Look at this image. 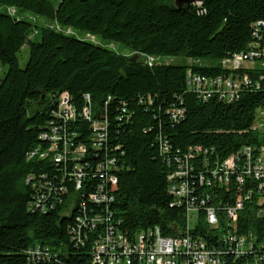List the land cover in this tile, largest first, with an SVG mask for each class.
Segmentation results:
<instances>
[{
    "label": "trees",
    "instance_id": "16d2710c",
    "mask_svg": "<svg viewBox=\"0 0 264 264\" xmlns=\"http://www.w3.org/2000/svg\"><path fill=\"white\" fill-rule=\"evenodd\" d=\"M263 18L264 0H205L183 8L175 0H0V61L7 66L0 79V264H93L106 223L81 226L79 219L102 210L130 236L155 227L178 236L185 214L172 204L168 156L201 145L211 161H222L262 141L253 126L264 107L263 89L244 85L234 101L205 100L190 90L189 68L209 77L230 74L220 60L251 50L254 24ZM87 34L102 43L80 36ZM111 43L145 56L206 62L150 65ZM26 44L22 67L18 53ZM248 73L253 82L259 78ZM64 93L76 116L60 132L58 150L81 144L85 152L57 163L54 141L42 134L63 124L57 112ZM178 108L183 115L172 117ZM89 112L91 119L84 115ZM96 134L106 138L95 144ZM107 158L116 159L113 180L99 172ZM78 166L84 178L76 189ZM104 181L113 199L98 205L89 197ZM255 212L247 203L239 225L261 241L264 215ZM197 224L209 229L203 218ZM37 246L49 254L32 257L29 250ZM241 262L227 255L222 264Z\"/></svg>",
    "mask_w": 264,
    "mask_h": 264
},
{
    "label": "built area",
    "instance_id": "2783aa9c",
    "mask_svg": "<svg viewBox=\"0 0 264 264\" xmlns=\"http://www.w3.org/2000/svg\"><path fill=\"white\" fill-rule=\"evenodd\" d=\"M56 28L73 33L59 25ZM254 36L256 40L251 50L220 60L222 68L231 71L227 76H205L194 72L191 66L188 72L190 90L205 100L215 96L227 101L237 99L244 85L264 91V18L254 24ZM147 63L152 65L154 62ZM192 64H201V60H193ZM239 71L243 73L239 74ZM248 71L259 72V78L253 82ZM183 112L180 108L171 109L174 118L182 116ZM84 115L91 119L90 112ZM57 116L63 124L53 125L49 133L42 134V138L54 141L50 150L54 152V160L61 163L69 158L76 159L84 154L85 148L80 144L74 149L64 147L58 150L56 140L61 139L60 132L65 131L67 121L76 116L67 93L61 96ZM253 129L262 133L260 145L244 146L241 153H233L222 161H211L208 148L201 145L183 154L168 156L174 165L168 176L172 204L183 208L185 214V226L178 236H164L159 227L130 236L112 224L113 213L107 210L80 218L81 226L106 223L101 239L94 244L93 264H222L227 255L242 259L241 264H264V229L259 241L255 232L242 231L239 225L240 214L247 203L256 208L255 215H264V107L258 111ZM96 136L98 141L95 144L106 138V134ZM161 150L167 153L170 148L162 143ZM45 155V152L41 153V156ZM99 166L101 177L113 180L110 168H116V159L107 158ZM74 175L76 189H79L84 178L83 168H75ZM89 199L102 205L109 203L113 196L105 189L104 181ZM200 218L205 220L209 229L197 228ZM215 231L218 236L214 235ZM215 236L217 244L211 239ZM29 253L32 257H46L49 249L37 246Z\"/></svg>",
    "mask_w": 264,
    "mask_h": 264
},
{
    "label": "rangeland",
    "instance_id": "374dc122",
    "mask_svg": "<svg viewBox=\"0 0 264 264\" xmlns=\"http://www.w3.org/2000/svg\"><path fill=\"white\" fill-rule=\"evenodd\" d=\"M11 12L13 13L14 10H11ZM26 16L28 19L32 20V21H36V25H42L45 24V20L42 17H33L30 13H26ZM81 37L94 41L96 43H102L99 39H97L94 36H91L89 34L87 35H80ZM108 47L115 50L116 52L119 53H124L127 54L128 56H136L139 57L140 59H142L143 61L146 62H154V63H163V64H168V63H178V62H186L188 64L192 63L193 60H183L181 58H176V57H154L153 59L149 58L148 56H145L143 54L140 53H135L121 45H119L118 43L116 44H108ZM18 57H19V61H20V65L22 67H24L27 63L28 57H29V46L26 44L23 46V48L21 49V51L18 53ZM206 61H201V64H204ZM7 71V66L3 65L0 61V79L4 76L5 72ZM73 207L70 208V210L67 212L69 215L72 213Z\"/></svg>",
    "mask_w": 264,
    "mask_h": 264
},
{
    "label": "water",
    "instance_id": "95a60500",
    "mask_svg": "<svg viewBox=\"0 0 264 264\" xmlns=\"http://www.w3.org/2000/svg\"><path fill=\"white\" fill-rule=\"evenodd\" d=\"M205 0H175V5L178 8H183L187 5L195 4V3H202Z\"/></svg>",
    "mask_w": 264,
    "mask_h": 264
},
{
    "label": "bare ground",
    "instance_id": "6f19581e",
    "mask_svg": "<svg viewBox=\"0 0 264 264\" xmlns=\"http://www.w3.org/2000/svg\"><path fill=\"white\" fill-rule=\"evenodd\" d=\"M12 9V8H11ZM128 54V53H127Z\"/></svg>",
    "mask_w": 264,
    "mask_h": 264
}]
</instances>
